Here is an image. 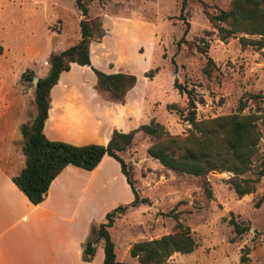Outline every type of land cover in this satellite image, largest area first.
Returning <instances> with one entry per match:
<instances>
[{
	"label": "rangeland",
	"instance_id": "obj_1",
	"mask_svg": "<svg viewBox=\"0 0 264 264\" xmlns=\"http://www.w3.org/2000/svg\"><path fill=\"white\" fill-rule=\"evenodd\" d=\"M228 2L184 0L181 8V0H92L87 4L88 17L100 21L103 36L89 41L90 65L106 73H131L135 83L121 102H115L96 88L90 66L74 64L50 89L49 103L65 94L93 97L92 105L103 112L111 111V103L121 104L126 132L153 120L170 135H183L189 125L175 108H184L186 98L173 87L176 80L191 88L198 99L196 119L236 112L239 99L246 94H264V46L241 48L239 34L225 41L218 40L215 33L203 36L204 30H211L204 10L213 12ZM79 19L74 0H0V166L7 172L17 171L23 164L19 126L29 123L35 113L34 84L27 78L45 76L49 54L78 40ZM199 37L208 44L204 54L195 48ZM206 57L213 61L208 75L202 70ZM21 73L26 77L21 78ZM169 104L174 108L168 109ZM259 106L264 112V98ZM254 109L255 104L248 100L240 113ZM257 125L260 139L253 164L264 159V123ZM153 141L137 131L132 143L118 152L137 195L147 201L127 208L107 229L115 259L139 264L128 254L130 244L170 232L175 215L194 236L196 247L187 254H171L166 264L264 263V201L257 208L253 206L264 192V174L252 193L237 197L225 182L229 173L209 172L205 179L210 197H206L200 177L177 174L146 153ZM115 164L106 165L108 176L116 174ZM127 197L121 183L111 178L96 196L90 188L82 194L92 219L85 241L96 243L89 264H102L101 241L95 235L100 210L108 212L126 204ZM66 199L74 205L78 197L71 190ZM230 216L247 226L239 237H233L232 226L227 223ZM28 233L32 232L11 229L2 240L17 252ZM243 247L248 248L247 260L241 263Z\"/></svg>",
	"mask_w": 264,
	"mask_h": 264
},
{
	"label": "trees",
	"instance_id": "obj_2",
	"mask_svg": "<svg viewBox=\"0 0 264 264\" xmlns=\"http://www.w3.org/2000/svg\"><path fill=\"white\" fill-rule=\"evenodd\" d=\"M91 1L74 0L75 7L81 15L78 21L79 38L60 51L50 53L47 74L36 78L33 86L35 113L29 123L19 126L23 138L20 146L23 164L10 180L31 204H37L43 200L50 182L66 165L91 170L103 155L113 158L118 163L133 197L128 203L119 204L106 212L104 221L99 223L95 230V235L97 240L101 241L102 264H123L115 259L114 244L107 229L127 208L136 207L147 199L137 195L118 152L125 150L132 143L134 133L141 131L154 139L147 147L146 153L164 168L177 174L200 177L206 197H210L208 182L205 179L209 172L229 173L225 182L237 197L252 193L264 174V159L253 164V156L258 150L260 139L257 123L259 121L264 123V112L259 106L264 94H246L243 100L239 99L237 111L234 113L196 119L195 102L198 99L191 88H186L174 80L173 87L186 98L184 108H175L182 120L189 125L183 135H170L161 124L150 120L128 132L113 129L104 145L96 143L74 145L60 140H49L42 130L49 108V92L59 75L69 70L71 63L79 67L90 66L95 76L96 88L105 92L108 98L115 102H121L126 91L135 83V75L131 73H106L90 65L89 41L103 36L100 21L88 17L87 4ZM183 5L184 0H181V8ZM204 13L211 30H204L203 36L215 33L218 40L225 41L239 34L238 42L241 48L246 45L256 48L264 46V0H229L225 8H216L213 12L204 10ZM185 32L186 27L183 34ZM198 39L195 48L204 54L207 41L204 37ZM212 65L211 58L206 57L203 72L208 75ZM20 77L24 78L26 74L21 73ZM27 79L31 80L32 77ZM248 100L255 104V109L241 114L240 111L246 107ZM167 108H174V104L167 105ZM245 173H250V176L244 177ZM263 201L264 192L254 200L253 206L259 207ZM174 218L175 223L170 232L149 240L131 243L128 248L129 256L135 258L139 264H166L173 253L192 252L196 247L194 236L175 215ZM227 223L232 226L233 237H239L247 230V226L231 216ZM94 243L91 239L85 241L81 250L83 261L91 260ZM247 251V247L241 249L239 256L241 263L247 260Z\"/></svg>",
	"mask_w": 264,
	"mask_h": 264
},
{
	"label": "crops",
	"instance_id": "obj_3",
	"mask_svg": "<svg viewBox=\"0 0 264 264\" xmlns=\"http://www.w3.org/2000/svg\"><path fill=\"white\" fill-rule=\"evenodd\" d=\"M92 100L93 97L67 94L52 100L43 122L44 135L49 140L74 145H104L113 129L126 132L121 104L111 103V111L103 112L92 105ZM113 161L116 174L108 176L106 165L114 164ZM15 173L0 166V264H89L81 260L82 244L92 220L82 194L90 188L92 196H96L98 189L111 178L119 181L127 192L125 203L132 199L118 163L107 155H103L91 170L66 165L50 182L43 200L37 204H31L11 182L10 177ZM71 190L78 197L74 205L66 199ZM106 211L100 210L95 219L98 224L103 221ZM16 228L32 233L25 236L19 251L12 252L10 243L5 244L2 238Z\"/></svg>",
	"mask_w": 264,
	"mask_h": 264
},
{
	"label": "water",
	"instance_id": "obj_4",
	"mask_svg": "<svg viewBox=\"0 0 264 264\" xmlns=\"http://www.w3.org/2000/svg\"><path fill=\"white\" fill-rule=\"evenodd\" d=\"M31 82H32L33 84H35V82H36V78H32V79H31Z\"/></svg>",
	"mask_w": 264,
	"mask_h": 264
}]
</instances>
